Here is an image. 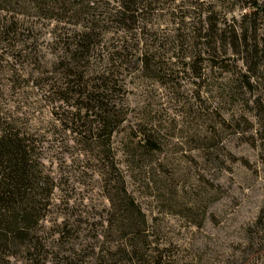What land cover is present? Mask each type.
Listing matches in <instances>:
<instances>
[{"label":"rangeland","instance_id":"1","mask_svg":"<svg viewBox=\"0 0 264 264\" xmlns=\"http://www.w3.org/2000/svg\"><path fill=\"white\" fill-rule=\"evenodd\" d=\"M124 2L134 15L120 0L66 14L0 0V130L51 190L37 246L4 247L0 264H264V0ZM74 72L117 116L98 143ZM112 164L144 214L137 252L117 230Z\"/></svg>","mask_w":264,"mask_h":264},{"label":"trees","instance_id":"2","mask_svg":"<svg viewBox=\"0 0 264 264\" xmlns=\"http://www.w3.org/2000/svg\"><path fill=\"white\" fill-rule=\"evenodd\" d=\"M31 1L43 11L50 14L56 12L66 14L75 9L74 0H23ZM130 3V2H129ZM120 16L132 14L138 10L134 4L128 8L124 0H120L118 9ZM131 15V16H132ZM129 16V15H128ZM264 22V10L262 11ZM89 28H83L77 34L74 49L71 51L73 60H81L83 52L90 49L91 39ZM74 75L76 80L72 81V88H77L78 97L85 99L83 105L85 115H94L96 124L89 125L88 130H95L97 137L93 139L99 141L98 132L105 131L109 135L117 125V116L112 107L108 105L107 98L99 93L100 87L91 88L88 81L83 79V73L68 74ZM90 112V113H89ZM93 122V121H92ZM150 142L149 139H145ZM107 170L114 174L109 180L112 184L109 195L110 202L117 207L118 222L117 230H129L124 235V246L127 250L137 252L140 249V242L144 235H141L142 226L145 224L144 214L135 204L132 197L126 191L123 179L118 177L114 165ZM50 188L43 179L37 162L33 158L29 146L24 140L5 129L0 130V250L4 247H15L19 243H26L30 250L37 246L34 235L35 225L42 215V208L46 198L49 196ZM264 220V206L258 216V221ZM141 224V225H140ZM144 227V226H143ZM144 232V231H143ZM123 243V242H122Z\"/></svg>","mask_w":264,"mask_h":264}]
</instances>
